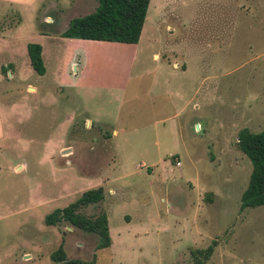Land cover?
Returning <instances> with one entry per match:
<instances>
[{
  "label": "rangeland",
  "instance_id": "obj_1",
  "mask_svg": "<svg viewBox=\"0 0 264 264\" xmlns=\"http://www.w3.org/2000/svg\"><path fill=\"white\" fill-rule=\"evenodd\" d=\"M56 1L55 25L43 10L2 22L49 72L25 53L1 77L0 264H57L60 247L90 264H194L213 243L206 264H264V206L240 210L253 163L237 145L264 131V0H151L136 45L64 37L98 0ZM99 187L106 200L81 213L106 211L111 247L46 224Z\"/></svg>",
  "mask_w": 264,
  "mask_h": 264
},
{
  "label": "trees",
  "instance_id": "obj_2",
  "mask_svg": "<svg viewBox=\"0 0 264 264\" xmlns=\"http://www.w3.org/2000/svg\"><path fill=\"white\" fill-rule=\"evenodd\" d=\"M151 0H98L96 10L83 17L73 18L68 29L63 33L66 38H75L98 42H112L127 45L139 43L147 19ZM42 46L29 44L28 54L31 66L40 76L46 74L42 56ZM3 69V74H7ZM238 148L253 163L249 184L241 196V212L264 206V131L253 133L242 129L238 134ZM106 200L103 187L93 188L80 196L75 202L49 214L45 222L48 226L67 223L98 237L97 250L111 247L109 221L106 211L96 217L81 213L83 208L98 205ZM207 249L192 251L194 264H206L213 256L215 245ZM52 261L57 264H90L79 259L67 257L63 247L52 254Z\"/></svg>",
  "mask_w": 264,
  "mask_h": 264
},
{
  "label": "crops",
  "instance_id": "obj_3",
  "mask_svg": "<svg viewBox=\"0 0 264 264\" xmlns=\"http://www.w3.org/2000/svg\"><path fill=\"white\" fill-rule=\"evenodd\" d=\"M58 3L59 2L56 0L52 1L51 4L49 0H0V85L2 83L1 77L2 75H4L3 74L4 68L7 69L8 73L10 72V75L12 76V74L14 75L15 71L20 69L21 66L25 63L27 59L25 57L26 55L25 56L23 55L25 53L28 54V45H29L28 44L27 47L21 48L19 47L18 42L9 40L10 37L9 35L12 31L13 26L11 25L10 27V25H2V22L5 23L6 22L5 19L9 17V15H13L17 17L16 15H18V13H22V11L30 10L31 12V10H33L36 13V15H38L43 10L44 14L40 21L41 24L43 23L46 25H50L49 23H51L55 25L59 18H50L52 16L49 14V11L50 9L55 8V11L58 12L60 6ZM35 18L38 19L37 16H35ZM67 29L61 30L59 32L63 34ZM43 33L45 32H41V34ZM44 53L45 50L43 48L42 55L46 67V74L44 76H46L49 72V67ZM164 88L166 89L167 86Z\"/></svg>",
  "mask_w": 264,
  "mask_h": 264
},
{
  "label": "built area",
  "instance_id": "obj_4",
  "mask_svg": "<svg viewBox=\"0 0 264 264\" xmlns=\"http://www.w3.org/2000/svg\"><path fill=\"white\" fill-rule=\"evenodd\" d=\"M176 165L179 167L181 165V163L179 161H177Z\"/></svg>",
  "mask_w": 264,
  "mask_h": 264
}]
</instances>
